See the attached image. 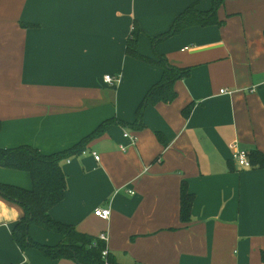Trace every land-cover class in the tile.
<instances>
[{
  "label": "crops",
  "instance_id": "crops-1",
  "mask_svg": "<svg viewBox=\"0 0 264 264\" xmlns=\"http://www.w3.org/2000/svg\"><path fill=\"white\" fill-rule=\"evenodd\" d=\"M193 4L207 11L212 0H0V150L52 154L105 120L134 123L163 69L127 53L133 26L143 30L138 53L156 59L151 37ZM218 19L157 45L191 69L176 99L148 106L142 128L110 124L62 162L68 188L51 216L106 233L118 264H264V166L240 167L230 147L264 154V0H225ZM108 74L120 82L107 83ZM184 181L195 196L189 222L180 216ZM0 183L33 187L29 172L2 166ZM23 215L0 195V264H80L21 249L12 232ZM30 235L52 246L63 239L37 225Z\"/></svg>",
  "mask_w": 264,
  "mask_h": 264
},
{
  "label": "trees",
  "instance_id": "trees-1",
  "mask_svg": "<svg viewBox=\"0 0 264 264\" xmlns=\"http://www.w3.org/2000/svg\"><path fill=\"white\" fill-rule=\"evenodd\" d=\"M225 0H212L210 10L201 11L195 4L186 8L174 20L171 27L161 34L151 37L152 46L157 54L156 59L138 53V42L142 33L141 27L134 24L127 42V53L139 59L149 61L163 69L162 78L147 92L136 111V121L132 124L119 119H108L102 122L93 132L84 137L74 146L62 151L45 154L39 148L31 145H21L15 148H2L0 150V166L27 171L32 177L31 189L20 186L0 183V195L8 200L19 203L24 209V215L15 225L12 235L21 249L36 247L50 259H74L80 264H104L102 251L106 243L99 237L90 236L78 231L74 226L54 219L50 210L64 200L68 188L67 176L62 167L65 159L85 152L88 145L96 138L102 136L110 124L117 123L142 128L146 108L160 102L170 103L177 98L176 82L190 75V68L178 67L170 63L167 56L157 51V45L182 30L200 25L207 26L220 24L218 9ZM191 107L185 109L188 114ZM1 129V122H0ZM254 166H264V154L254 152L250 154ZM195 196L189 191L187 182L181 186L180 216L183 222H189L192 216V207ZM37 225L50 231L63 235L62 241L55 245L36 242L30 235V227ZM264 260V252L262 253ZM111 264H118L109 255Z\"/></svg>",
  "mask_w": 264,
  "mask_h": 264
},
{
  "label": "built area",
  "instance_id": "built-area-1",
  "mask_svg": "<svg viewBox=\"0 0 264 264\" xmlns=\"http://www.w3.org/2000/svg\"><path fill=\"white\" fill-rule=\"evenodd\" d=\"M105 81L111 85H116L117 83L120 82V78L113 76L111 74H108L105 76ZM221 92H228V90L223 89L221 90ZM126 137H129L131 139L132 144H136L137 143V137L133 136L132 134H130L129 132L125 133ZM230 147L233 150V160L242 168H254L255 166L253 165L251 159H250V152L247 149L244 148H240L238 145V142L235 141L233 142ZM122 149L125 151L126 147L122 146ZM95 158L97 160H100V155L97 152H94ZM95 214L103 219H109L111 217L112 214V210L110 207H98L95 209ZM99 239L103 240L106 243V247L104 248V250L102 251V256L104 259V264H111V262L109 261V249L107 247V243H108V235L106 233H102L99 236Z\"/></svg>",
  "mask_w": 264,
  "mask_h": 264
}]
</instances>
